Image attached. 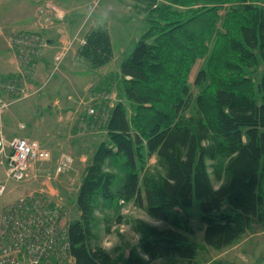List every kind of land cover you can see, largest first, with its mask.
Returning <instances> with one entry per match:
<instances>
[{"label":"trees","instance_id":"trees-1","mask_svg":"<svg viewBox=\"0 0 264 264\" xmlns=\"http://www.w3.org/2000/svg\"><path fill=\"white\" fill-rule=\"evenodd\" d=\"M133 1L145 5L146 30L115 75L124 101L111 104L109 90L94 92L106 97L91 106L107 109V139L77 192L80 218L68 225L74 264L110 263L106 252L88 245L97 197L114 206L133 202L172 226L145 227L140 252L131 249L124 264H146L140 254L192 264V228L179 212L195 201L203 242L215 250L233 245L264 211V0ZM76 58L89 73L113 61L104 23L88 30ZM82 116L93 125L100 120L98 112ZM150 156L161 169L151 178ZM106 162L122 175L115 191L117 177L103 171Z\"/></svg>","mask_w":264,"mask_h":264},{"label":"rangeland","instance_id":"rangeland-1","mask_svg":"<svg viewBox=\"0 0 264 264\" xmlns=\"http://www.w3.org/2000/svg\"><path fill=\"white\" fill-rule=\"evenodd\" d=\"M41 1L0 0V8L8 7L9 10V12H0V38L5 39V47L7 46L12 51L15 61H13L15 68L7 63L5 68L8 72H0V85L7 81H12L14 84L12 90L2 91L8 104L3 115L6 134L9 137L21 135L26 138L32 135V138L48 146L47 149L49 148L52 156L46 162L33 163L31 173L20 182L8 179L3 163L0 165V184L6 185V192L0 197V211H5L17 198L34 194L42 207H59L64 224L69 225L80 218L76 207V195L91 165L93 153L107 139L103 125L108 117L107 109L101 104L99 109L93 113L98 112L100 119L95 125L89 124L88 118L75 122V107L72 109L67 105L75 103V81L82 78L78 84L79 87L87 82H93L91 84L95 86L89 89V103L85 105L84 110L90 107L92 100L99 99L97 102L99 104L106 99L104 95L101 99L99 94H95L97 90H100L101 94L109 90L111 104L121 101V91L118 87L120 79L118 76L115 78V75H119L120 63L133 51L137 40L146 30L144 24L146 12L145 5L133 0H49L59 8L61 18L58 22L50 21L44 28L37 24L36 27L42 29L38 31L41 32L38 36L39 40H29L32 51H24L26 48L21 40L27 37L29 32H37L26 30V26L35 15H38L36 9L41 10ZM96 22L105 24L113 44L114 59L103 67L105 72L98 75L99 77L107 74L104 82L97 76L80 74L79 71L83 69L75 59V51L83 45L85 34ZM46 39L49 41L61 39L69 52L60 65L56 66L54 61H50L46 69H39V77L45 75L46 71L50 74L48 78L51 83L49 82V85L36 90V87L41 85L39 78L35 87H26L27 80H30L33 74L38 75L36 61L44 52ZM54 44L55 50H49L48 53L52 54L53 51H57V48L62 49L63 47ZM5 62L8 61L5 60ZM5 62L2 64L5 65ZM202 64V61H198L194 66L190 77L191 82ZM54 68L57 70L52 73ZM42 88H46V93L50 96H42L41 100L37 93ZM94 88L97 90L92 91L91 89ZM196 95L197 92L193 89V97ZM86 100L87 98L83 99L81 104H84ZM53 101L62 103L65 116L56 117L52 108L50 113H53L54 117L50 119L45 110L46 105L52 104ZM127 110L131 114L129 108ZM21 125L24 127L21 128ZM54 136L57 137L56 142H53ZM75 139L78 141L77 144H75ZM63 154L72 155L74 162L69 171L57 175L54 168ZM82 158L85 159L82 160ZM212 164L211 161L207 162L208 174L212 184L217 188L219 182L216 180ZM103 171L115 174L117 177L112 186V190L115 191L123 182L122 175L108 162L103 166ZM160 171L156 157L150 156L145 166L146 176L151 178ZM199 213V202L197 201L190 210L179 212L180 216L187 215L192 228V233L188 235L189 241L196 248L192 264H264V211H262V218L252 224L251 228L233 245L221 250H215L203 242L204 225L199 219ZM151 226L161 229L172 228L168 222L150 217L133 202L121 205L119 203V206H114L97 197L92 219L87 225L88 245L92 249H102L106 252L111 259L109 264H124L131 249L137 248L138 253L140 252L139 243L143 236L142 230ZM140 256L146 264H186L185 261L176 259L148 260L144 254Z\"/></svg>","mask_w":264,"mask_h":264},{"label":"built area","instance_id":"built-area-1","mask_svg":"<svg viewBox=\"0 0 264 264\" xmlns=\"http://www.w3.org/2000/svg\"><path fill=\"white\" fill-rule=\"evenodd\" d=\"M40 7L41 10L37 7L36 12L40 22L38 24L43 28L50 21L58 22L61 18L59 8L52 1L42 0ZM38 36L39 32H29L21 40L26 48L24 51H32L29 40H39ZM62 46L52 59L56 66L64 61L69 52ZM56 70L54 68L52 73ZM13 88L12 81L0 85V165L3 163L8 179L20 182L31 173L33 163L46 162L51 159L52 154L35 139L9 137L6 134L3 115L8 104L2 91ZM85 111L88 115L94 113L91 105ZM79 120L85 119L82 116ZM73 162L72 155L63 154L55 165V174L69 171ZM5 192L6 185L0 184V197ZM121 204H124L123 201ZM67 233L68 225L64 224L59 207H42L34 194L19 197L5 211H0V264H74Z\"/></svg>","mask_w":264,"mask_h":264},{"label":"crops","instance_id":"crops-1","mask_svg":"<svg viewBox=\"0 0 264 264\" xmlns=\"http://www.w3.org/2000/svg\"><path fill=\"white\" fill-rule=\"evenodd\" d=\"M0 12H9V10H8V7H1L0 8ZM34 14V10L32 11V15ZM32 15H30V16H32ZM38 23H40L39 22V17L37 16V15H35L34 16V19H32L30 22H29V24H28V26H26V30H33V31H40V30H42V29H38L35 25H37ZM98 23H100V22H96V23H94V24H92V26L90 27V29L91 28H93V27H95ZM40 27H41V25H40ZM40 34H41V32H39ZM46 34V33H45ZM42 35H43V33H42ZM5 39L4 38H0V69H2V71H0V72H2V73H7L8 71H7V69L5 68V66H6V64L7 63H9L11 66H12V68H15V64L13 65V63L15 62L14 61V55H13V53H12V51L6 46L5 47V41H4ZM54 43H56V45L57 46H62L63 44H62V41H61V39L60 40H57V39H52V40H48V39H46V42H45V46H44V49H43V51L44 52H42L40 55H39V59L37 60V64H36V66L38 67L37 68V74L38 75H35V74H33L32 76H31V78H30V80H28L27 81V84H26V87H35V85H36V82H37V80H39V78H40V81L39 82H41V85L40 86H38V87H36L37 89L36 90H38V89H40L42 86H45V85H49L51 82L49 81L50 80V78H48L49 77V73H48V71H44L45 72V75H41V77H39V69L40 70H43V69H46L45 67H46V65L48 64V63H50V61H52V59H53V57H54V52H58V49L59 48H57V51H53V53L51 54V52L50 53H48V51L49 50H55V44ZM55 46V47H54ZM75 54H76V51H75ZM49 55V56H48ZM75 59L77 60V58L75 57ZM5 60H7L8 62H5ZM10 60H12V62H10ZM14 61V62H13ZM3 62H5V65H3L2 63ZM48 68V67H47ZM81 69H83V68H81ZM104 69L105 68H101V69H99V70H97L96 72H94V73H89L88 71H86L85 69H83V70H81V71H79V73L80 74H84V75H86V74H89L88 76H94V77H98V75H100L101 73H103V72H105L104 71ZM9 70V69H8ZM48 73V74H47ZM105 76H107V74L106 75H104V76H99L98 77V79H100V78H102V82H104V80H106L105 78ZM82 78H80V79H77V81H75V103H69V104H67V105H69L70 106V108H74L75 107V122H76V120H79V118H80V116L81 115H83L84 114V112H85V110H84V108H85V105L86 104H88L89 103V95H90V91H89V89L91 88V87H95L93 84H91V83H93V82H87V83H84L83 85H81V87H79L78 86V84L81 82L80 80H81ZM50 82V83H49ZM48 87V86H47ZM46 90V88L45 89H41V90H39V93H37V96H40V98H41V100H42V96H50L49 94L47 95V90ZM92 91H94L95 90V88L94 89H91ZM42 94H44V95H42ZM27 95V94H26ZM81 95V96H80ZM86 96V97H85ZM85 98H87V100H86V102L84 103V104H81V101L84 99L85 100ZM45 99V97L43 98V100ZM51 99V98H50ZM59 100V99H58ZM66 106V105H65ZM53 108V110L55 111V116L57 117V116H59V115H63V116H65V114H63V110H65L64 109V107L62 106V103L61 102H54L53 101V103L52 104H50V103H48L47 105H46V110H45V112H47L46 114L50 117V119L52 118V117H54V114L52 113H50L51 111V109ZM54 108H56V109H54ZM58 110H61V111H58ZM41 111V110H40ZM80 114V115H79ZM77 115H79L78 117H77ZM55 117V118H56ZM57 131V130H56ZM13 136H21V135H13ZM53 136V135H52ZM21 137H24V136H21ZM28 138H30V139H35V138H32V135H29V137ZM76 138V137H75ZM35 140H37V141H39L38 139H35ZM56 142L57 141V137L56 136H54V139H53V142ZM77 139H75V144H77ZM41 143V142H40ZM42 144V143H41ZM44 147H48L46 144H42ZM55 146V145H54ZM53 148H55V147H53ZM49 149V148H48ZM52 154V153H51ZM85 158H82V160H84Z\"/></svg>","mask_w":264,"mask_h":264}]
</instances>
